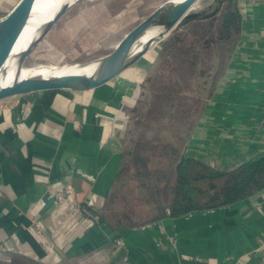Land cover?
Here are the masks:
<instances>
[{
    "label": "crops",
    "instance_id": "0c3cea01",
    "mask_svg": "<svg viewBox=\"0 0 264 264\" xmlns=\"http://www.w3.org/2000/svg\"><path fill=\"white\" fill-rule=\"evenodd\" d=\"M17 2L0 0V18ZM156 46L91 89L0 100V262L264 264V189L222 207L117 230L54 199L71 186L84 207L106 217L127 119ZM249 46L248 39L230 59L184 155L230 169L264 154V44Z\"/></svg>",
    "mask_w": 264,
    "mask_h": 264
},
{
    "label": "trees",
    "instance_id": "16d2710c",
    "mask_svg": "<svg viewBox=\"0 0 264 264\" xmlns=\"http://www.w3.org/2000/svg\"><path fill=\"white\" fill-rule=\"evenodd\" d=\"M242 20L237 0H225L212 16L189 20L162 41L159 57L164 71L168 68L167 73H159L152 81L151 99L135 122L138 132L131 159L115 176V182L121 181L130 168L137 170L141 186L154 198L151 201L154 215L148 222L222 207L264 189V154L230 169H220L183 153L241 39ZM214 60L215 67L211 64ZM202 64H206V70L214 68V71L212 75L208 73L207 81L200 85L203 95L195 96L189 91L194 78L204 76L198 73ZM186 99L192 101L191 104L186 105ZM159 121L171 131L176 125H184V131L174 135L182 141V146L162 141L161 131L153 126ZM153 158L163 159L167 167L164 170L150 168ZM162 179L171 196L168 206L157 195ZM87 208L114 230L128 226V219L120 218L114 211L108 219Z\"/></svg>",
    "mask_w": 264,
    "mask_h": 264
},
{
    "label": "rangeland",
    "instance_id": "374dc122",
    "mask_svg": "<svg viewBox=\"0 0 264 264\" xmlns=\"http://www.w3.org/2000/svg\"><path fill=\"white\" fill-rule=\"evenodd\" d=\"M166 1L167 0H80L67 9L50 28L43 39L23 58V65L28 67L56 65L66 62H83L99 59L113 50L128 30ZM211 2L212 0H196L191 10H200ZM174 29L170 30L165 36L153 43V45H157L155 50L157 53L160 51L162 41L168 37ZM239 47L240 45L236 46L230 59L233 57L237 59V49ZM154 61L150 74L143 83L140 97L133 110L130 111L127 119L128 126L122 146L124 156L121 167L131 159L132 154L130 152L134 150V141L138 132L135 122L151 99L150 89L152 81L159 73L165 75L168 70L166 67L164 71L165 68L161 65L159 54ZM211 64L215 67L216 60L212 61ZM199 71L201 74L203 73L206 78L204 76L194 78L193 88L189 93L195 96L203 95L204 90L202 91L200 85L204 83L205 80L207 81L208 73L212 75L214 68L206 70V64H202L198 69V73ZM209 81L210 79L205 87H208ZM191 102L192 101L189 99L184 100L186 105L191 104ZM203 114L200 115L199 119ZM153 126L155 129L161 131L160 135L162 141L175 142L178 146H182V141L178 140V137H176V139L174 135H178L180 131H184V125H176L172 131L169 128L166 129L160 121ZM149 167L164 170L167 164L163 159L153 158L151 162H149ZM171 170L173 172L172 168ZM136 171L134 167L130 168L121 181L115 182L110 199H108L104 209V213L108 219L112 218V212L114 211L120 218L128 219L127 224L130 227L145 224L154 215V210L152 209L153 205L151 204L154 198H151L149 193L141 186L140 183L142 181ZM165 184L164 179L159 181L157 195H159L163 204L168 206L171 202V196L167 188L168 185L166 186ZM0 264L28 263L13 258L9 261L0 262Z\"/></svg>",
    "mask_w": 264,
    "mask_h": 264
},
{
    "label": "water",
    "instance_id": "95a60500",
    "mask_svg": "<svg viewBox=\"0 0 264 264\" xmlns=\"http://www.w3.org/2000/svg\"><path fill=\"white\" fill-rule=\"evenodd\" d=\"M34 1L35 0H18L14 7L0 18V69L7 60L13 45L23 30L29 18ZM78 1L80 0H75L71 3L64 2L60 5L52 18L41 26L39 35L31 41L21 53V61L43 39L50 28L67 9ZM195 1L196 0H181L177 3H172L170 0H167L160 4L149 15L128 30L113 50L103 57L96 59L99 63L93 73H67L49 77L30 76L13 79L10 85L0 88V100L9 96L33 91L87 90L110 80L132 64L140 55L148 50L150 45L161 39L170 30L180 27L189 20L212 16L219 10L225 0H212V2L204 8L192 11L191 9ZM153 24L163 26V31L156 37L148 39L139 51L133 53L132 46L134 42Z\"/></svg>",
    "mask_w": 264,
    "mask_h": 264
},
{
    "label": "bare ground",
    "instance_id": "6f19581e",
    "mask_svg": "<svg viewBox=\"0 0 264 264\" xmlns=\"http://www.w3.org/2000/svg\"><path fill=\"white\" fill-rule=\"evenodd\" d=\"M75 0H35L30 12L29 18L18 36L11 52L0 69V88L10 85L13 79H20L30 76H55L67 73H83L91 74L98 66L99 61L96 59L83 62H66L56 65H42V66H25L20 55L26 49L27 45L33 41L40 33L41 26L50 20L56 10L64 2L71 3ZM172 3H177L181 0H170ZM163 26L153 24L147 28L143 35H141L133 44L132 52L139 51L144 43L156 37ZM151 46V45H150Z\"/></svg>",
    "mask_w": 264,
    "mask_h": 264
},
{
    "label": "built area",
    "instance_id": "2783aa9c",
    "mask_svg": "<svg viewBox=\"0 0 264 264\" xmlns=\"http://www.w3.org/2000/svg\"><path fill=\"white\" fill-rule=\"evenodd\" d=\"M237 3L243 17L241 39L238 46L240 45V48H243L248 39L250 42L249 49H251L256 43L259 46L260 44H264V0H237ZM260 125L264 127V115L260 119ZM48 186L47 189H49ZM74 195L75 191L73 187L70 186L65 193L61 190H57L54 194V199L62 206L72 205L77 209L81 208L83 214L87 216L89 220L96 221L97 216L86 206L84 207L81 201L75 199ZM115 242L122 246L120 238L117 237ZM196 260H198V258H196L195 261ZM208 264H211V262L208 261Z\"/></svg>",
    "mask_w": 264,
    "mask_h": 264
}]
</instances>
